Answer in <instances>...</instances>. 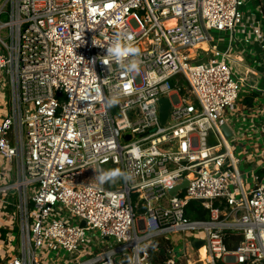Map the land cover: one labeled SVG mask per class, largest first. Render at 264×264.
<instances>
[{"label": "built area", "instance_id": "2783aa9c", "mask_svg": "<svg viewBox=\"0 0 264 264\" xmlns=\"http://www.w3.org/2000/svg\"><path fill=\"white\" fill-rule=\"evenodd\" d=\"M244 5L1 0L0 82L8 78L12 102L0 121V157L10 167L0 173L8 218L0 264H46L58 249L70 253L67 264H153L146 248L159 236L172 244L164 264H189L168 235L200 230L205 236L192 239L204 241L207 258L197 248L195 264H264V176L251 171L248 190L244 159L224 130L247 86L231 65L232 42L254 40L264 51V26ZM213 31L233 35L227 49ZM117 32L139 50L124 62L135 60L139 73L106 55ZM111 164L129 177L116 188L94 179ZM191 201L207 220L187 216ZM88 231L118 245L98 241L100 251H90ZM228 235L242 238L230 248Z\"/></svg>", "mask_w": 264, "mask_h": 264}, {"label": "crops", "instance_id": "0c3cea01", "mask_svg": "<svg viewBox=\"0 0 264 264\" xmlns=\"http://www.w3.org/2000/svg\"><path fill=\"white\" fill-rule=\"evenodd\" d=\"M254 1L259 2L256 5V10H249L247 15L254 13L257 19L260 20L264 26V7L260 0ZM227 36L228 41H225L224 38L220 37L217 39L219 41V49L225 50L230 45L232 41L231 37L233 35L228 34L226 37ZM233 39L235 38L233 37ZM232 46L233 47H231L230 53L231 65L239 77L246 79L247 86H244L241 91L240 98L236 104V116H233L231 121L232 124H230V129L234 133V136L231 137V140L235 141L238 146L242 147L240 155H243L245 165L251 166L253 168L252 171L257 172V175L263 177L264 102L262 99L264 98V51L258 46L257 43H254V40H251V43H246L245 39L237 42L233 41ZM4 83L5 82H0V121L2 117L7 114V110L9 109L7 94L10 92V84L8 78L7 83ZM237 124H240L239 128H237ZM237 130H239L240 133H238ZM240 140H242V143L239 142ZM7 168L10 169V167H7L5 161L0 157V173ZM4 211L5 212H0L1 238H3L2 229H6L8 233V218L6 214L7 210L4 209ZM3 239L5 240L6 238ZM2 246L3 245H1L0 248ZM194 248L196 251L192 255L185 254V258L181 260L182 263H185L188 259H190V261L193 263V260L197 258V248L195 245Z\"/></svg>", "mask_w": 264, "mask_h": 264}, {"label": "rangeland", "instance_id": "374dc122", "mask_svg": "<svg viewBox=\"0 0 264 264\" xmlns=\"http://www.w3.org/2000/svg\"><path fill=\"white\" fill-rule=\"evenodd\" d=\"M244 2H245V5H244L243 9L245 11L256 10V5L259 3L258 1H254V0H244ZM228 34L230 35V32H228ZM228 34L225 33V32L223 34H221V33L213 31V36L216 39H219V37H220V38H224L225 41H228V36L226 37V35H228ZM210 57H211V55L206 57V59H209ZM263 88H264V83H263ZM7 96H8V102L11 104L12 101H11V96L9 95V92H8ZM262 101L264 102V98L262 99ZM8 108H9V110H11V105H9ZM239 126H240V124L239 125L237 124V128H239ZM237 132L240 133L239 130H237ZM230 142H231V146H232V148H233V150L235 152V156L240 157L242 159L243 155H240V151L242 150V147L238 146V144L235 143V141H233V140H231ZM239 142L242 143V140H240ZM239 168H240V171H241L242 176L244 178V181H245V183L247 185L248 190H251L250 183H251L252 177H253V174H252L251 171L253 170V168L251 166H246L244 161H242L240 163ZM104 169H105V171H107V170H110V169H117V168L114 165L111 164V165H105ZM13 170H14V172H16V167ZM107 184L111 188H116L120 184V180L116 179L114 181H108ZM135 200L136 199L134 198V201ZM0 212H5V211L0 209ZM89 233L90 232L88 231V234ZM14 234L16 236V240H14L13 245L16 246V247H21V237H20L18 231H16ZM92 234L90 233L89 235H90V237L92 239H94V243L89 246V250L90 251L91 250H94L95 252L100 251V249L96 248V244H98V241L104 242L106 245H108L110 247H115V246L118 245L114 241L113 238H110V240L107 242L106 239L100 237L99 232H97V231L92 233ZM168 236H169V238L172 241L176 242V244L174 246V254L177 257H179L181 260H183L185 258V254L192 255L196 251V249L194 248L195 240L192 239V237H196V238L197 237H204L205 236V232L203 230L195 231V232H188L186 237L182 233L169 234ZM2 242H3V244H2ZM99 244H100V242H99ZM1 245H4L3 248H2V249H4L3 250V252H4L5 249H6V241L3 238H1V232H0V246ZM120 257H121V253L116 256L117 259H120ZM86 258L87 257H83V259H86ZM69 259H70V253L69 252H67V251H65L63 249H61V250L58 249V250L51 251L49 253V255L46 257V262L45 263L46 264H67V261ZM72 263L73 262H69V264H72Z\"/></svg>", "mask_w": 264, "mask_h": 264}, {"label": "clouds", "instance_id": "9594fccd", "mask_svg": "<svg viewBox=\"0 0 264 264\" xmlns=\"http://www.w3.org/2000/svg\"><path fill=\"white\" fill-rule=\"evenodd\" d=\"M128 39H130V37L126 36L125 33L117 32L113 37L112 43L107 47L106 55L118 62L122 70L129 72L128 69L130 68L133 70L131 73H139L140 67L135 60L130 61L128 65H125L124 63L128 56L138 54L139 51L138 49L125 43ZM114 103V100H109L110 105ZM118 178H123L126 181L129 179V177L125 173H122L119 169H110L101 172L94 177V179L100 184L108 181H114Z\"/></svg>", "mask_w": 264, "mask_h": 264}, {"label": "trees", "instance_id": "16d2710c", "mask_svg": "<svg viewBox=\"0 0 264 264\" xmlns=\"http://www.w3.org/2000/svg\"><path fill=\"white\" fill-rule=\"evenodd\" d=\"M186 214L193 219L207 220L209 218L208 210L203 208L196 201H191L188 208L186 209ZM6 235L7 230L2 229V237L6 238ZM227 238V242L229 244V247L231 248L233 244H237L242 237L228 235ZM171 248L172 244L170 240L166 239L163 236H159L154 238L146 249L149 251L150 260L153 264H164V261H166L171 256Z\"/></svg>", "mask_w": 264, "mask_h": 264}, {"label": "water", "instance_id": "95a60500", "mask_svg": "<svg viewBox=\"0 0 264 264\" xmlns=\"http://www.w3.org/2000/svg\"><path fill=\"white\" fill-rule=\"evenodd\" d=\"M260 1L264 7V0H260ZM160 103H161V105H160V119H161V122L163 124H165L167 121V118L169 116L170 102H169L168 98L164 97V98H161ZM224 130H225V133L228 137H232V132L227 125L224 126ZM129 138H130V136H126V139H129ZM187 185H188V181L184 180L179 185H176L174 188L170 189L169 194L170 195H176L180 189H184ZM85 224L86 223L83 221L82 225H85ZM194 245L196 248H201L202 246H204V241L203 240H196L194 242ZM122 264H129V258L128 257L124 258L122 261Z\"/></svg>", "mask_w": 264, "mask_h": 264}, {"label": "bare ground", "instance_id": "6f19581e", "mask_svg": "<svg viewBox=\"0 0 264 264\" xmlns=\"http://www.w3.org/2000/svg\"><path fill=\"white\" fill-rule=\"evenodd\" d=\"M199 46H200V47H203L204 49H207V48H208V45H207L205 42L200 43ZM193 55H194V54L192 53V56H193ZM199 250H200V256H201V259H202V260H203V259H206V258H207L206 247L202 246ZM190 264H194V263H192V262L190 261ZM205 264H207V263H205Z\"/></svg>", "mask_w": 264, "mask_h": 264}]
</instances>
